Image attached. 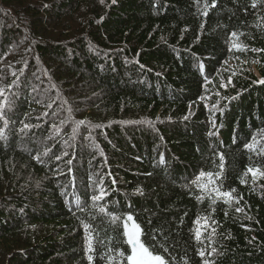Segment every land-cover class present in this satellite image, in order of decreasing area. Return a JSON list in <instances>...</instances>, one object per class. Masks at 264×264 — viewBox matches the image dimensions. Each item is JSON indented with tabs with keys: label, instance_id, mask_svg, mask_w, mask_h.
Masks as SVG:
<instances>
[{
	"label": "trees",
	"instance_id": "16d2710c",
	"mask_svg": "<svg viewBox=\"0 0 264 264\" xmlns=\"http://www.w3.org/2000/svg\"><path fill=\"white\" fill-rule=\"evenodd\" d=\"M260 81L264 0H0V264H264Z\"/></svg>",
	"mask_w": 264,
	"mask_h": 264
},
{
	"label": "snow or ice",
	"instance_id": "6c2138e0",
	"mask_svg": "<svg viewBox=\"0 0 264 264\" xmlns=\"http://www.w3.org/2000/svg\"><path fill=\"white\" fill-rule=\"evenodd\" d=\"M113 2H115V0H113ZM214 4H215V0H213V5ZM253 6H255V4ZM45 7H47V5H45ZM201 68H203V65H201ZM229 83H230V81H229ZM260 83H264V81H260ZM0 95H2V93H0ZM233 99H234V97H233ZM2 106L3 105H0V107H2ZM205 107L207 108L208 105H205ZM212 107H213V109L217 108L216 105H213ZM217 110H220L222 112V109H217ZM213 116H214V113H213ZM185 119H188V117L186 116ZM80 123L83 124L84 122L81 121ZM143 123H149V122H143ZM210 123H212L213 126L215 125V121L214 120H210ZM24 126L28 127L27 124H25ZM213 134L214 133H212V132L209 133V135H213ZM245 147L248 148L249 145H245ZM65 155H67V153H65ZM56 159L59 160V159H61V157H57ZM220 159H221L220 167H221V171H223L224 165H223V156H222V154H220ZM67 163L71 165L72 164V160H68ZM69 172H71V169H69ZM248 172L250 174H252L253 177L255 178L258 170H253V169L249 168ZM206 175H207L208 182L209 183H213V181L211 179L213 174L212 173L205 174L204 172H201L195 178V181H193V182L195 183V182H198V181L204 179ZM216 178L217 179L220 178V174L219 173L216 174ZM101 183H102V181H101ZM199 187L203 191H208V185L207 184H200ZM212 191L215 192V194L218 197H224V198L231 199V192H228V191L221 192L219 190V188L213 189ZM232 191H235V190L233 189ZM135 193L136 194H141V195L143 194L142 190L139 189V188H137L135 190ZM105 195H106V193L103 190V188L101 187L99 189V194L98 195H92L90 197V199L92 201H94V202L95 201H101V200L104 199ZM239 210L240 209H237V211H239ZM99 211L101 213H104L106 211V208L105 207H100ZM113 219H120V218L114 216ZM123 220H124V222H123L124 237H125L126 243L130 247L131 254L129 255V254L125 253V252H120L118 254L121 255V256H126L128 264H165L164 259H162V257L160 255L152 254V252L149 251V249L145 246V244L140 239V237L142 235V228H141V226L138 223L135 222L134 216L132 214H126V216L123 218ZM194 223L199 224L200 221L197 220V221H194ZM88 227L89 226L87 224L84 225V228H85L86 231H87ZM200 236H201V232L197 231L196 232L197 241H199ZM92 251H93V248H92V243H91V237H90V235H86L85 236V252H86V254H88V253H90ZM200 255H201V257H203V255H204L203 251L200 252ZM88 259L91 262L93 260V256L92 255H88ZM204 264H208V262L204 261Z\"/></svg>",
	"mask_w": 264,
	"mask_h": 264
},
{
	"label": "rangeland",
	"instance_id": "374dc122",
	"mask_svg": "<svg viewBox=\"0 0 264 264\" xmlns=\"http://www.w3.org/2000/svg\"><path fill=\"white\" fill-rule=\"evenodd\" d=\"M78 17V15L75 17V19Z\"/></svg>",
	"mask_w": 264,
	"mask_h": 264
}]
</instances>
